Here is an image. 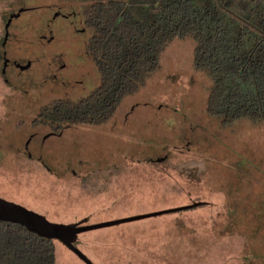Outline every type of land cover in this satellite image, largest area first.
<instances>
[{"label": "rangeland", "instance_id": "374dc122", "mask_svg": "<svg viewBox=\"0 0 264 264\" xmlns=\"http://www.w3.org/2000/svg\"><path fill=\"white\" fill-rule=\"evenodd\" d=\"M11 2L0 13L27 10L8 28L5 57L31 66L9 75L8 89L0 79V198L66 225L184 209L81 234L78 248L94 264H264V124L224 126L208 115L210 82L195 69L192 41L170 45L146 86L122 101L107 132L116 140L87 126L55 140L31 120L43 104L86 97L100 75L77 59L73 74L38 86L52 55L86 57L87 37L75 0ZM163 151L164 163L146 161ZM56 264L84 263L57 246Z\"/></svg>", "mask_w": 264, "mask_h": 264}, {"label": "trees", "instance_id": "16d2710c", "mask_svg": "<svg viewBox=\"0 0 264 264\" xmlns=\"http://www.w3.org/2000/svg\"><path fill=\"white\" fill-rule=\"evenodd\" d=\"M72 6L100 84L86 98L48 109L66 114L49 121L106 122L146 86L170 45L191 40L195 69L210 82L208 115L224 126L264 124V0H75ZM57 246L69 251L0 222V264H56Z\"/></svg>", "mask_w": 264, "mask_h": 264}, {"label": "flooded vegetation", "instance_id": "af4514ba", "mask_svg": "<svg viewBox=\"0 0 264 264\" xmlns=\"http://www.w3.org/2000/svg\"><path fill=\"white\" fill-rule=\"evenodd\" d=\"M11 1L12 0H9V1L0 0V4L1 5H8V6L4 7V8L7 9L8 7H10L9 4L12 3ZM21 1H23V0H21ZM5 10H3L0 13V55L3 54L1 56V58H0V79L3 80L4 85H6L7 89H8V86H9L8 82L10 81L9 80V75H11V77L13 75L14 76H18L20 73H23L25 70H28L30 68L31 62L23 60L21 57H15V58L10 59L8 61L6 60V57H5L6 53H4L5 52L4 51L5 48H3V47L6 46V43L8 42L7 39L10 38V29L8 30L9 38H7L6 26L11 28V26L13 24L12 23L13 20H16V19L19 20L20 17L23 16L24 12L27 9H19L18 13H13V14L11 13V10H10V13L8 14V16H7V14L5 15V13H4ZM57 15H60V13L55 14L54 15V19L55 18L57 19V17H58ZM49 35H51V40L48 43L51 44L54 41V38H56V36L52 32L49 33ZM66 51H67V56L54 54V55H52V58L47 61L49 63L48 64L47 75H46L45 78H43L40 81L41 83H39L38 86H41V85L47 83L48 80L54 81L55 83H57L59 81L58 80V75H59L58 73H61V72L62 73H67L68 72L69 74H73L74 70L70 71V65L73 64L74 61L76 62L77 59L84 60L85 62L87 61V59H91L88 56L86 50L84 52L86 57H83L81 55L73 57L68 50H66ZM69 58L71 59V62L68 63L67 60ZM92 65H94V63H92ZM77 67H80V65L78 64ZM94 67L98 71V68L95 65H94ZM98 74L100 75L99 71H98ZM87 79L88 78L85 76V80L83 82H86ZM65 84L66 85H73V86L75 85L76 86L78 83L66 82ZM76 87L79 88L81 86L77 85ZM94 91H92V92H94ZM89 95H87V96H89ZM86 97L77 98V99H71V98H68V97L59 98V99H56V100H54L51 103H48L46 105L43 104L41 106V108L39 109V111L34 116L33 120H31L32 123H33V127L36 130L41 129V128H47L49 130L50 134L48 136H46V137H50V138L52 137L55 140H59L60 137L62 138L63 136H65L66 133H68V131L70 132V130H72V132L76 133V134L77 133L83 134V132L88 131V130H85L83 128V126L91 127L90 129H93L92 127H95L93 129V131L89 132L88 134H97V135L102 134L105 137L106 140H108V139L116 140V137L114 135H112V134L108 135V133H107L108 131H110V129H112V124L115 122L114 119L117 116L116 112L113 113V115L111 116V118L109 120H107L106 122H101V123H99L97 125H93V124L92 125H80V124L73 125V124H70L68 122H63V121L54 122V121H49L48 120V117H51V116H54V117L59 116V115L64 116V117L66 116V114H63V113L56 112L55 114H52L49 111H47L48 109H51L57 103H59V102H70V101L77 102V101H79V100H81L83 98H86ZM101 126L105 127V128L107 127V130L106 131H103V130L102 131H98V129ZM108 155H110L112 157L111 154H108ZM29 160H30V158H29ZM34 161H36L37 163H39V165H41V163L39 161H37V160H34ZM162 163H164V162H162ZM76 224H78V223H76ZM84 225H90L89 220ZM78 240H79V237H78ZM78 240H77V242L75 244V246L77 248H78Z\"/></svg>", "mask_w": 264, "mask_h": 264}, {"label": "water", "instance_id": "95a60500", "mask_svg": "<svg viewBox=\"0 0 264 264\" xmlns=\"http://www.w3.org/2000/svg\"><path fill=\"white\" fill-rule=\"evenodd\" d=\"M8 26H6L7 38H9ZM31 62V61H30ZM168 153L163 151L159 156V159L154 157L146 159L147 162L157 160L158 163L165 162ZM197 206V205H195ZM184 209H174L169 211H162L150 215H142L127 219L116 220L112 222L100 223L96 225H84L88 220H83L78 224H58L50 222L45 216L31 211L19 204L4 200L0 198V222L17 224L25 227L29 232L38 235L41 238L48 240H57L61 242L69 251H71L76 257H78L84 264H94L87 258L85 254L81 252L79 248L75 246L78 237L87 232H92L101 229H107L116 227L119 225L132 223L152 217H158L165 214L177 213Z\"/></svg>", "mask_w": 264, "mask_h": 264}]
</instances>
